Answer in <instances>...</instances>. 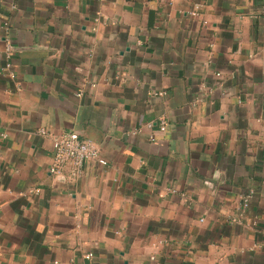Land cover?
Wrapping results in <instances>:
<instances>
[{
  "label": "crops",
  "instance_id": "0c3cea01",
  "mask_svg": "<svg viewBox=\"0 0 264 264\" xmlns=\"http://www.w3.org/2000/svg\"><path fill=\"white\" fill-rule=\"evenodd\" d=\"M0 264H264V0H0Z\"/></svg>",
  "mask_w": 264,
  "mask_h": 264
},
{
  "label": "built area",
  "instance_id": "2783aa9c",
  "mask_svg": "<svg viewBox=\"0 0 264 264\" xmlns=\"http://www.w3.org/2000/svg\"><path fill=\"white\" fill-rule=\"evenodd\" d=\"M192 16H198V12H193ZM7 51L11 52V47H7ZM76 97H82V91L76 94ZM167 122L161 121L160 130L165 132ZM38 135L51 138L53 149V162L50 167V173L55 178L66 179V170L70 169V178L78 179L82 177L84 168L89 162H94L102 167L109 165L108 160L103 156L101 149L90 140H82L78 133H65L60 136H52L47 130L40 129ZM170 193H175L170 190ZM249 207V198L246 199L241 208L245 210ZM92 255L87 256L90 259Z\"/></svg>",
  "mask_w": 264,
  "mask_h": 264
}]
</instances>
